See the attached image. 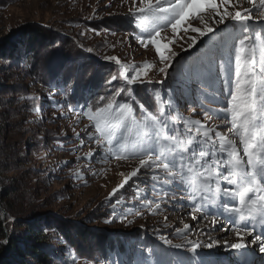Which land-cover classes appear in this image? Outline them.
<instances>
[{"label": "rangeland", "instance_id": "rangeland-1", "mask_svg": "<svg viewBox=\"0 0 264 264\" xmlns=\"http://www.w3.org/2000/svg\"><path fill=\"white\" fill-rule=\"evenodd\" d=\"M130 6L131 0H0V44L24 32L25 43L29 44L28 30L34 27L43 33L35 41L36 54L31 58L19 51L12 58L0 55V221L5 225L3 236L0 234V264L12 260L9 236L22 237L30 232L27 223L32 218H38L48 234L49 264H73V261L75 264H156L157 261L175 264L190 253L185 247L164 244L161 237L171 240L173 245L182 244L185 236L177 235L176 229H183L185 224L193 229L194 224L201 226L199 234L194 229L187 234L188 239L206 243L215 233L212 238L235 241L234 232L220 234L230 227L228 214L222 208L210 207L209 220H193L192 206L186 200L175 205L169 201L158 212L149 211L135 197L134 181L121 188L117 196H110L123 182V176L137 167L139 158L112 157L104 161L97 155L95 159L78 160L77 157L96 148L83 132L90 122L78 116L79 109L70 110L63 103L54 105L49 99L50 93L58 92L52 85L59 82L63 86L66 82L67 93L59 92L53 99L63 102L67 98L69 104L82 105L90 92L93 102L99 96L106 98L100 106L113 99L123 102V97L115 96L122 80L114 81L111 86L106 83L112 75L119 76L118 66L104 59L106 56H115L124 64L143 65L148 61L156 65L146 69L149 76L153 80L163 79L154 48L145 49L131 38L135 27L128 14ZM243 7H251L248 0H244ZM191 22L193 27H202L199 20ZM231 31V26L225 29L221 25L216 36L204 37L193 48H187L188 37L197 34L190 30L173 34L169 28L162 33L169 40L175 39L169 46L179 53L165 87L175 86L182 67L202 57L221 33ZM181 45L187 50H182ZM144 96L141 89L138 99L144 102ZM29 97L38 98L36 103L43 105V111H32L33 100ZM189 102L199 111L193 97H189ZM180 111L185 117L203 122L202 115L190 112L189 104L181 103ZM136 115L140 118L139 112ZM224 123L223 118L208 122L209 126ZM73 129L81 133L84 145L73 135ZM218 130L227 132V128ZM65 133L66 137H62ZM57 138H61L62 147L57 145ZM64 161H68L67 166ZM76 173L80 174L79 178ZM144 187L140 184V188ZM175 194L183 195L180 190ZM121 196L124 203L117 206L114 214L111 205ZM213 216L219 221L215 230L204 231L208 236L201 235L200 230L211 224ZM256 229V234L264 231L259 224ZM249 248L260 253L255 245L249 243ZM233 251L200 249L204 254L211 253L213 259L227 261L237 257ZM260 254L255 264H261L264 259V253Z\"/></svg>", "mask_w": 264, "mask_h": 264}, {"label": "snow or ice", "instance_id": "snow-or-ice-1", "mask_svg": "<svg viewBox=\"0 0 264 264\" xmlns=\"http://www.w3.org/2000/svg\"><path fill=\"white\" fill-rule=\"evenodd\" d=\"M248 3L251 7L246 8L244 0H131L128 14L135 27L131 38L145 49L154 48L163 79L149 76L146 69L156 65L148 61L143 65L124 64L115 56H106L104 59L119 68V76L112 75L106 83L111 86L122 80L115 96L123 97V102L113 99L100 106L106 98L99 96L93 102L90 92L82 105L69 104L67 98L63 102L53 99L59 92L67 93L66 82L63 86L53 84L58 92L49 94L52 104L79 109L78 116L90 122L83 132L96 148L78 160L95 159L97 155L104 161L112 157L139 158L137 167L123 176L110 196H117L121 188L134 181V195L149 211L158 212L169 201L175 205L186 200L192 206L193 220H207L210 207L222 208L228 214L230 227L224 232L233 231L234 242L211 236L206 243L188 239L187 234L194 231L189 224L176 229L177 235L185 236L182 244L173 245L162 236L164 244L185 247L190 253L175 264H255L248 258L254 252L249 243L264 253V231L255 234L257 224L264 229V0ZM193 20H199L202 27H193ZM221 25L225 29L231 26L232 31L211 41L202 57L179 70L175 86L165 87L179 53L169 46L175 39L169 40L162 33L169 28L173 34L190 30L197 34L188 37L187 48H193L204 37L216 36ZM162 40L167 42L162 44ZM141 89L144 102L138 99ZM190 96L198 102L199 111L190 106ZM28 99L33 100L32 111H43V105L36 103L38 98ZM181 103L189 104L190 112L202 115L203 122L185 117ZM215 118H223L225 123L209 126ZM220 128H227V132ZM73 135L84 145L80 132L73 129ZM60 140L57 138V145L62 147ZM63 163L67 166L68 161ZM76 175L79 178L80 174ZM140 184L145 187L140 188ZM177 190L183 195L176 196ZM123 203L121 196L111 205L114 214ZM217 223L218 218L213 216L211 224L200 231L215 230ZM202 248L235 250L237 257L232 261L213 259L211 253L200 252Z\"/></svg>", "mask_w": 264, "mask_h": 264}, {"label": "trees", "instance_id": "trees-1", "mask_svg": "<svg viewBox=\"0 0 264 264\" xmlns=\"http://www.w3.org/2000/svg\"><path fill=\"white\" fill-rule=\"evenodd\" d=\"M24 33L26 34V32ZM28 33H30L29 44L25 43V34L20 35L15 39H10L6 43L0 44V55L6 54L12 58L17 51H19L17 53L25 54L27 58L35 55V41L36 39L38 41L43 36V33L37 27L29 29ZM27 224L31 227L30 232H25L22 237L13 234L9 236L8 245L12 260H7L5 264H49L47 259L48 234L42 229L38 218L29 219ZM4 226L0 221V234L2 236Z\"/></svg>", "mask_w": 264, "mask_h": 264}, {"label": "bare ground", "instance_id": "bare-ground-1", "mask_svg": "<svg viewBox=\"0 0 264 264\" xmlns=\"http://www.w3.org/2000/svg\"><path fill=\"white\" fill-rule=\"evenodd\" d=\"M209 218H210V217H209ZM208 220H209V219H208ZM210 221H212L211 218H210ZM204 222H205V221H204ZM220 224H221V223H220ZM199 228H201V226H200L199 224H197V225L194 224V229H195V231H196L197 234H199V233H198V229H199ZM257 230H258V229L255 230V234L257 233ZM228 232H229V231H228ZM231 232H233V231H231ZM208 234H209V233H208ZM208 234H207L206 232H202V233H201V235H205V236H208ZM213 234H214V235H213ZM220 234L224 235V234H225L224 230H222V231L220 232ZM256 235H259V234H256ZM210 236H211V237H212V236H215V233H212ZM249 238H250V237H249ZM249 238H248V239H249ZM229 239H230V238H229ZM249 240H250V239H249ZM233 252H234V254L236 253L235 250H234ZM249 255H250V253H249ZM259 258H261V254L258 253V252L256 251V249L254 250V252H251V258H250L251 260H253V261L256 262Z\"/></svg>", "mask_w": 264, "mask_h": 264}]
</instances>
